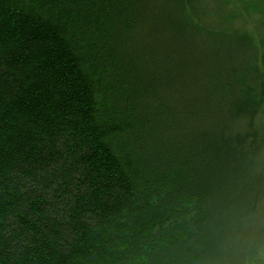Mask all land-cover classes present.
<instances>
[{
	"label": "trees",
	"instance_id": "obj_1",
	"mask_svg": "<svg viewBox=\"0 0 264 264\" xmlns=\"http://www.w3.org/2000/svg\"><path fill=\"white\" fill-rule=\"evenodd\" d=\"M231 7L0 0V264L248 261L264 40Z\"/></svg>",
	"mask_w": 264,
	"mask_h": 264
},
{
	"label": "rangeland",
	"instance_id": "obj_2",
	"mask_svg": "<svg viewBox=\"0 0 264 264\" xmlns=\"http://www.w3.org/2000/svg\"><path fill=\"white\" fill-rule=\"evenodd\" d=\"M257 1L258 3H255L256 1H249V4L246 0H228L230 6L238 11L237 16L234 18V22L252 34V37H254L253 41H260V38L264 40V0ZM251 17L253 20H251ZM257 217L263 232L262 234L259 233L257 237L254 238L256 242L254 245L255 249L249 251L251 255L246 259L248 261H245V254L242 253L244 246H241L237 251L239 264H242L243 261H245L244 264H264V206ZM234 236H238V234H234ZM254 236L255 234L253 237ZM250 239V235L248 236L246 234L244 240L249 242Z\"/></svg>",
	"mask_w": 264,
	"mask_h": 264
}]
</instances>
